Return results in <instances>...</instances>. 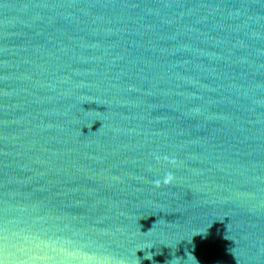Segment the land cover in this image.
<instances>
[{
	"label": "water",
	"instance_id": "obj_1",
	"mask_svg": "<svg viewBox=\"0 0 264 264\" xmlns=\"http://www.w3.org/2000/svg\"><path fill=\"white\" fill-rule=\"evenodd\" d=\"M0 264H264V0H0Z\"/></svg>",
	"mask_w": 264,
	"mask_h": 264
}]
</instances>
